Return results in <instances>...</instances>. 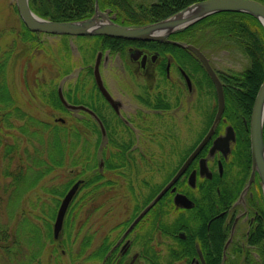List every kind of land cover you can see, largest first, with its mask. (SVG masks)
<instances>
[{
    "label": "flooded vegetation",
    "instance_id": "af4514ba",
    "mask_svg": "<svg viewBox=\"0 0 264 264\" xmlns=\"http://www.w3.org/2000/svg\"><path fill=\"white\" fill-rule=\"evenodd\" d=\"M102 3L98 0L100 11L130 26L114 4ZM211 22H200L165 41L93 36L68 37L63 45L70 50L71 43L81 46L89 40L87 46L95 52L92 64L75 67L77 76L85 72L91 79H79L72 93L63 92L76 108L59 98L63 110L93 121L95 135H102L95 147L106 152L96 167L105 191L91 199L93 264H227L232 258L248 264L264 245V196L259 175L251 180L250 147L251 117L263 81L258 86L256 78H240L249 63L243 68H237V61L227 64L223 55L242 50L216 36ZM35 34L39 45L46 44L45 34ZM20 37L26 46L33 45ZM188 45L209 60L222 84L225 106L211 138L186 165L219 110L217 88ZM64 68L59 64L60 71ZM95 71L110 99L101 91ZM158 178L163 179L157 184ZM78 181L82 183L68 212L85 184V179L74 183ZM118 215L123 219L113 225Z\"/></svg>",
    "mask_w": 264,
    "mask_h": 264
},
{
    "label": "rangeland",
    "instance_id": "374dc122",
    "mask_svg": "<svg viewBox=\"0 0 264 264\" xmlns=\"http://www.w3.org/2000/svg\"><path fill=\"white\" fill-rule=\"evenodd\" d=\"M136 1L147 4L154 0ZM22 30L23 22L16 8V0H0V61L2 62L5 53H8L9 61L6 69V82L16 101V107L19 108L20 112L14 113V116L25 114L28 118H33L52 126L57 125L62 130L63 135L66 133L65 131L70 130L71 126H75L82 135L75 149V154L81 153V149L86 143L84 140L91 143L90 148L93 151L96 150L95 144L98 137L91 129L86 127L85 121L88 120L76 118L74 114L63 110L62 106H53L50 99L52 94H57L60 86L65 94L72 93L74 87L79 83V79H91L85 72L77 76L78 73L75 70V67L79 66L77 64H92L94 62L95 52L87 46V43L90 41L87 40L84 41L85 43H80L79 41L82 39L80 38L78 42L81 46L71 43L69 50L67 45H63L64 43H68L71 38L43 35L45 36L43 40H47L46 44L26 46L28 44L23 43L20 37ZM78 47L82 49L80 50ZM239 55H235V52H233L231 55L225 54L223 56H225L224 59L227 60L228 65L233 66L235 65V61H237V68H243L249 63V59L244 55L243 51ZM60 58L63 59V62ZM61 63H64L66 67L63 71L59 70V64ZM71 63H74L75 66L69 67ZM64 76L65 80L63 81ZM60 118L64 119L65 123L61 120L59 121ZM22 126H26L30 128V131H33V128L27 124L26 119H16L14 117L10 120V126L0 122V224L8 229V243L10 245L17 241V236L21 232L20 222L24 217L29 220V224L32 223L44 233V222L48 214L53 209H56L57 214L60 206V204L57 206L56 200L61 202L62 197L56 194V191L62 189L71 180L75 182L78 178L85 179L86 176L85 174L82 175L84 169L81 163L73 166L67 160L65 166H54V169L47 173L34 189L23 195V201L20 203L19 210L17 209L13 217H11L13 213L9 211L7 205H10V198L12 197L9 186L13 181V177L10 175L6 176V173H16L20 162L24 165L26 164V169H28L32 164V158L37 156L42 148L39 145L41 143L32 139L28 133L25 134L23 131H20ZM42 134L45 137L43 142L47 141V132L43 131ZM73 140L75 141V139ZM8 147H12L15 151L6 156L5 151ZM45 148L43 152H45ZM35 149L39 151L35 153ZM105 153L102 156H105ZM46 156L47 154L42 156L44 157V161H42L43 168H45V163L49 162ZM26 172L28 171L26 170ZM85 173L89 174L90 172L86 171ZM28 176L30 180H33L35 177L33 172H29ZM162 179L158 178L156 180L157 184ZM85 192L87 191H82L76 199L74 207L69 210V215L67 214L59 239L53 242L50 239H43L42 242L45 244L42 255L31 264H84L83 260L81 261L80 259L73 261V255L80 250L84 238L91 232L93 233L94 230L90 216L91 209L93 208L91 199L87 203H82V205L78 204L82 194ZM100 198H98L100 201L104 200V197ZM122 207L123 205H119L118 211H121ZM55 219L56 215L49 221L52 229ZM122 219V215H118L111 222L115 225ZM26 228L29 230V226H26ZM22 242L26 244L24 237L22 238ZM35 245L38 244L32 240V244L29 246L30 252L27 261L31 262L37 256L38 252ZM92 249V246H90L88 253H92ZM22 256L19 255L16 256L17 258L10 259L4 251L0 250V264H20V261L23 260Z\"/></svg>",
    "mask_w": 264,
    "mask_h": 264
},
{
    "label": "trees",
    "instance_id": "16d2710c",
    "mask_svg": "<svg viewBox=\"0 0 264 264\" xmlns=\"http://www.w3.org/2000/svg\"><path fill=\"white\" fill-rule=\"evenodd\" d=\"M100 1L101 3L114 4L115 9L123 12V14L127 17V24L138 26L150 24L167 18L190 4L201 0H154L147 4L137 2L136 0H121L120 2L119 0ZM255 1L264 5V0ZM30 6L35 13L50 20L77 21L90 18L94 14L95 0H30ZM210 21L212 22L209 24V27L212 28L211 31L216 36L221 37L224 42H227L226 44H233L232 46H235L234 44L239 45L244 55L249 59V67L247 68L249 71L246 72V70L240 78L242 80L256 78L259 86L264 79V28L260 22L247 14L224 12L201 21L200 25ZM194 26L197 27L198 25L196 24ZM20 35L23 36L24 41H31L33 43L32 46L39 45L36 41L37 34L29 31L24 24ZM8 57V53H5L4 60L0 64V122L6 123L10 126V120L14 117L16 119H26L27 124L33 128V131H30V128L26 126H22L20 131H23L25 134L28 133L32 139L41 143L39 145L42 147L38 155L32 158V164L28 169H26V164L24 165L20 162L19 168L16 169V173H6V176L10 175L13 177V181L9 186L12 197H9L10 205H7L9 211L13 213L11 217H13L14 212L17 209L19 210L20 203L23 201V195L34 189L39 184L40 180L54 169V166H65L67 160H69L73 166L78 163L82 164L84 169V173L82 172V175L85 174L86 176L85 184L82 186L80 191L86 190L87 192L82 194L78 204L80 203V205H82V203L89 202L96 192L104 190L106 186L104 177L98 175L99 172L96 171L98 161L101 158L106 157L105 151L102 153L98 149L93 151L90 148L91 143L84 140L86 143L83 145L81 153L76 155L75 149L78 146V141L82 135L75 126H71L70 130L65 131L66 133L63 135L62 130L59 129V126L57 125L52 126L36 119L28 118L25 114H18L19 116H14L16 113L20 112L19 108L16 107V101L13 98L6 82V69L9 61ZM253 65L254 67H252ZM256 89L257 86H255V89L253 88L254 91ZM50 99L53 106H62L58 93L56 95L52 94ZM85 124L88 129L95 132V124L93 121H85ZM43 131H46L48 134V139L44 142L43 139L45 137L42 134ZM73 139H75V141ZM101 142L102 135L99 134L95 146ZM44 148L45 152H43ZM35 150V153L39 151L38 149ZM13 151H15V149L13 150L12 147L6 148V156H9ZM103 153H105V156H102ZM45 154H47L46 159L49 162L45 163V168H43L42 161H44V157L42 156H45ZM26 170L28 172H26ZM86 171H89L90 173H85ZM29 172H33L35 176L33 180H30V177L28 176ZM73 183V180L66 183L62 189L56 191V194L63 197ZM56 204L58 206L60 201L56 200ZM74 205L75 203L71 205V207H74ZM55 215L56 209H53V211L48 214V217L44 222V233H42L37 226L32 223L29 224V220L24 217L20 222L21 232L17 236V241H15L12 245L8 243L9 232L7 227L0 224V250L4 251L10 259L23 255V260L20 261V264H31L32 262L37 261L43 252L45 244L42 242L43 239H50L52 242L55 241L53 238L52 227L49 223L50 219L54 218ZM26 226H29V230ZM33 234H35V236H33ZM23 237L25 238L27 245L22 242ZM32 240L38 244L35 245L38 254L30 262L27 261V258L29 257V246L32 244ZM89 248L90 237L88 234L84 238V242L82 243L80 250L75 255L72 254L74 257L73 261H78L80 259L81 261L83 260L84 264H91L92 255L91 253H88ZM256 252L258 257H252L248 264H264V245L261 250ZM234 259L235 258H232L230 263L227 264H244L243 262L240 263L238 259L236 261Z\"/></svg>",
    "mask_w": 264,
    "mask_h": 264
},
{
    "label": "water",
    "instance_id": "95a60500",
    "mask_svg": "<svg viewBox=\"0 0 264 264\" xmlns=\"http://www.w3.org/2000/svg\"><path fill=\"white\" fill-rule=\"evenodd\" d=\"M16 6L21 20L29 31L56 36H107L130 41H165L172 34L185 30L210 16L224 12L250 15L257 19L264 28V5L255 0H201L190 4L189 6L165 19L147 25L134 27L123 26L114 22L107 13H104L98 9V0H96L95 14L90 18L77 21H54L41 17L31 8L30 0H16ZM187 48L198 57L211 76V79L217 88L219 97V110L213 128L206 136L202 144L196 149L194 154L187 161L186 165L195 158V156L211 138L214 127L220 119L225 106V96L222 84L211 67L209 60L197 47L188 45ZM95 72L96 80L101 91L105 97L110 99L107 90L102 84L98 71ZM59 96L62 102L68 108H76V106L69 105L66 102L61 90L59 91ZM250 142L253 167L251 180L254 179L256 174L259 175L262 182L264 196V81L259 89L254 103L250 124ZM173 182L170 183L161 194H159V196L152 202L146 211L163 196V194L170 188ZM81 183L82 181H78L73 185V187L65 195L59 207L54 224L55 239L59 237L68 208L76 196ZM141 216L142 215H140L137 220H139Z\"/></svg>",
    "mask_w": 264,
    "mask_h": 264
}]
</instances>
